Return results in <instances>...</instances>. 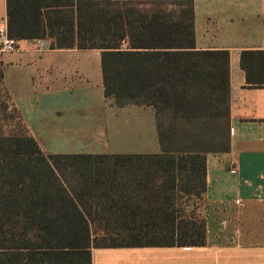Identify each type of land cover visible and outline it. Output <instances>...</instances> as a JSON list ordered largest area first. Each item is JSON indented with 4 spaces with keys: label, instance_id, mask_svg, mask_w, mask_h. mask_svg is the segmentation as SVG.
<instances>
[{
    "label": "trees",
    "instance_id": "obj_1",
    "mask_svg": "<svg viewBox=\"0 0 264 264\" xmlns=\"http://www.w3.org/2000/svg\"><path fill=\"white\" fill-rule=\"evenodd\" d=\"M7 15L16 41L101 50L106 98L151 107L161 153L46 155L12 103L5 119L23 131L0 135V264L205 247L206 156L230 149V54L195 50L194 1L7 0ZM240 66L246 87L264 88V50L243 51Z\"/></svg>",
    "mask_w": 264,
    "mask_h": 264
},
{
    "label": "crops",
    "instance_id": "obj_2",
    "mask_svg": "<svg viewBox=\"0 0 264 264\" xmlns=\"http://www.w3.org/2000/svg\"><path fill=\"white\" fill-rule=\"evenodd\" d=\"M114 1L150 8L178 0ZM193 1L195 50L230 54V149L206 156L199 210L206 246L94 249L93 264H264V88L246 87L240 66L243 51L264 50V0ZM1 23L8 24L7 0H0ZM18 45L0 57L2 85L46 155L161 153L154 110L106 98L101 50L52 49L45 38ZM108 135L122 137L112 153L84 152L79 144ZM41 136L50 138V152Z\"/></svg>",
    "mask_w": 264,
    "mask_h": 264
},
{
    "label": "rangeland",
    "instance_id": "obj_3",
    "mask_svg": "<svg viewBox=\"0 0 264 264\" xmlns=\"http://www.w3.org/2000/svg\"><path fill=\"white\" fill-rule=\"evenodd\" d=\"M7 93L4 91V87L2 85V81L0 78V135H10V134H21L23 130L20 129L19 124L17 122H8L5 119V116L12 111V102L8 100ZM220 132L221 135H225V137H229V128L224 120L221 121L220 124ZM44 146L47 148V150L50 152V138L46 136L40 137ZM106 139H103V142L100 143L99 141L93 140L90 138H84L80 141L79 144H81V148L84 150V152L89 153H95L100 151H105L108 153H112L114 151H117L119 147L122 145V137H112L109 136L105 137ZM86 139V140H85ZM85 140L83 143L82 141ZM119 143V144H118ZM117 144V149H116ZM97 145H102V147H98ZM46 154V152H45ZM204 206V201L201 202L200 209ZM190 209H193L192 207ZM199 209V210H200Z\"/></svg>",
    "mask_w": 264,
    "mask_h": 264
},
{
    "label": "built area",
    "instance_id": "obj_4",
    "mask_svg": "<svg viewBox=\"0 0 264 264\" xmlns=\"http://www.w3.org/2000/svg\"><path fill=\"white\" fill-rule=\"evenodd\" d=\"M19 49L18 41L11 38L8 26L4 23L0 24V57L7 54L16 53Z\"/></svg>",
    "mask_w": 264,
    "mask_h": 264
}]
</instances>
